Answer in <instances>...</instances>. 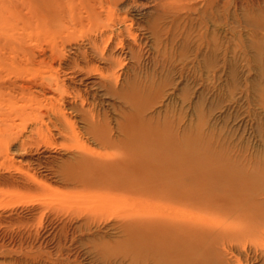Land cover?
Listing matches in <instances>:
<instances>
[{
	"label": "bare ground",
	"instance_id": "obj_1",
	"mask_svg": "<svg viewBox=\"0 0 264 264\" xmlns=\"http://www.w3.org/2000/svg\"><path fill=\"white\" fill-rule=\"evenodd\" d=\"M51 2L54 10L49 14L43 12L40 19L43 23L47 21L45 25L54 22L53 34L48 39L41 34L29 37L32 40L34 37L37 46L42 47V42H45L46 47L42 48V52L50 50L52 61L62 58L59 48H64L71 39L87 40L91 53L78 44L75 47L77 59L68 65V69L86 77L99 75V82L84 84L102 88L105 95L119 103L115 110L113 107L116 116L108 117L105 110L98 109V104L89 101L91 94L85 97L82 90L62 84L57 70L56 74L51 72L49 76L43 71L38 74L42 78L38 87L44 95L55 94L47 99L29 96L30 84L19 87L10 83V86H6L10 90H19L23 95L21 100L27 103L16 107V102L8 99L10 110L2 111L7 120L17 118L22 122H39L48 119V126L45 128L43 121L37 130L38 138L35 141H22V150L40 152L42 147L60 148L69 154L66 159L59 158L61 162L57 163L49 156L32 157L36 169L46 173L44 177H56L72 189L58 194L61 199H67L64 206L74 208L87 202L92 204L88 208L92 214H116L126 236L124 258L143 264H192L187 261L190 254H185L189 249L195 252L198 246L232 245L235 241L260 237L264 233V159L257 165L237 160L224 150L210 147L201 137L198 123L193 130H182L166 114L164 120L152 115L153 107L166 95L165 89L170 84V80L164 77V70L176 65V61L184 64L187 49L182 46L180 50L176 49L179 52L177 57L168 47L170 41L171 46L176 42L180 36L179 29L184 26L181 25V12L196 11L194 5L175 0L173 4L164 5L162 11L152 16L148 14V18L140 14L143 20L130 18L131 23H128V15L138 4H126L125 0ZM170 14L172 24H167L165 20ZM206 14L202 12L198 20L203 21ZM61 16L65 18L64 21L59 19ZM248 19L252 23L264 22V16L260 14L248 16ZM134 29L148 35L146 39L150 38L151 43L150 39L141 42ZM211 34L199 35L196 57L201 55L203 47H207L211 55L214 52L216 38ZM89 53L92 58L105 64V68L94 66ZM150 66L153 69L151 73L148 70ZM208 66L212 67L210 61ZM7 67L0 69V81L4 84L8 82L4 74L7 77H21L31 72L27 66ZM50 67L53 68L52 63ZM120 70L125 71L120 73ZM80 78L83 81V77ZM2 95L0 93V102L4 103ZM66 109L79 118L83 124L81 128L76 126V120L67 117ZM16 125L12 122L4 130L0 125V156L8 157L10 143L15 139L13 132L7 135V131H12ZM52 130L58 131L61 142L55 141ZM12 168L6 160L0 163V171H10ZM26 181V189L35 188L44 196H56L48 186L37 182L34 176ZM8 207V204L3 206L4 209ZM67 217L71 218V214ZM40 234L36 233L35 237Z\"/></svg>",
	"mask_w": 264,
	"mask_h": 264
},
{
	"label": "rangeland",
	"instance_id": "obj_2",
	"mask_svg": "<svg viewBox=\"0 0 264 264\" xmlns=\"http://www.w3.org/2000/svg\"><path fill=\"white\" fill-rule=\"evenodd\" d=\"M46 1L0 0V69L7 66V68L15 66L31 68L29 72L31 79L29 74L21 77L12 75L7 77L4 74L8 82L4 84L0 81L2 84L0 93H3L5 101L0 102L1 128L7 129L12 122L17 124L12 131H7V135L13 132L15 139L10 143L8 157L0 156V163L6 160L13 167L10 171H0V205L2 206L0 207V264H143L141 261L134 262L131 258H124V251H127L124 244L126 236L116 214L115 217L101 213L92 214L88 210L92 204L87 202L79 206L75 205L74 208L64 206L63 203H66L67 199H61L58 194L70 192L72 189L67 188L56 177L50 176L47 179L44 177L46 173L37 170L33 165L32 157L49 156L50 159H55V163L61 162L69 156L67 151L60 148L46 149V147L40 148V152L22 150V141H35L38 138L37 130L41 128L43 121L46 128L48 119L39 122L33 120L22 122L16 118L10 121L2 115V111L10 110L11 104L8 99L16 102V107L27 104L21 100L23 95L19 90H10L6 86H10V83L19 87L30 84L32 90L28 91L29 96L39 98L42 96L40 99L44 97L47 99L55 94L44 95L38 87L42 79L38 74L43 71L49 76L57 70L60 72L58 78L62 84L71 89L82 90L85 97H88V93L91 94L90 102L98 104V109L105 110L108 117L116 116L114 110L119 105L117 100L105 95V90L98 86L86 85L92 81L99 82V75L86 77L72 73L68 69L70 67L68 65H72L77 59L75 47H78V44L91 53L87 40L72 41L71 39L66 42L64 48H59V55L62 58H57L55 61L50 60V50L46 49L45 53L42 52V48L46 47L45 42H42V47L35 45L34 37L41 34L43 38L48 39L53 34L51 32L54 22L45 25L47 21L43 23L40 19L43 12L49 14L54 10L51 0ZM183 1L188 5H194L196 11L181 12V25L184 26H180L182 27L178 32L180 36L172 46L171 41L169 42L168 49L178 57V50L182 46L187 49V56L183 60L184 64L182 61H176V65L166 68L167 71L164 70V77L170 80V84L165 89L166 95L153 107L152 115L161 118L160 120H164L167 115L175 126H180L182 130H193L198 123L201 137L210 147L224 150L237 160H245L244 162L251 165H257V162L264 159V22L252 23L248 16L259 14L264 16V0L262 2L261 0ZM49 2L50 4H47ZM174 2L175 0H125L126 4L139 5L131 10L128 23H131L130 18L143 20L140 14H145V18H148L149 15L162 11L164 5ZM123 6L126 5L121 7ZM201 11L207 14L200 22L198 18L202 15ZM189 15L193 17L190 19ZM59 19L64 21L65 18L61 16ZM172 19L170 14L165 22L172 24ZM188 24L191 26L189 27ZM114 28L117 29V26ZM47 30L51 31L47 32ZM134 32L138 30L134 29ZM210 32L216 38L214 52L211 55L208 48L203 47L201 55L196 57L199 35L212 36ZM138 34L141 42L150 39L147 40L148 35H142L141 32ZM30 35L34 36L33 40ZM149 41L151 43V39ZM123 56L125 57V54ZM90 57L92 58L91 54ZM92 60L94 66L105 68L106 65L98 59L92 58ZM208 60L212 63L211 68L208 66ZM50 62L53 65L52 69ZM125 70H120V73ZM148 70L150 73L153 71L151 66ZM158 72H156L157 77ZM74 76L76 79H73ZM80 77H83V81H80ZM86 90L88 92H85ZM66 111L67 117L72 121L76 120V126L81 128L83 124L75 113L67 109ZM52 134L56 142L62 141L58 131L52 130ZM32 176L37 182L48 186L56 196L54 198L44 196L35 188L26 189V179ZM6 204L9 207L4 209L3 206ZM68 214H71V218L67 217ZM38 232L41 234L36 238ZM256 237L252 240L248 238L235 241L232 245L198 246L195 247V252L189 249L185 253L190 254L187 261L192 264H264V233Z\"/></svg>",
	"mask_w": 264,
	"mask_h": 264
}]
</instances>
